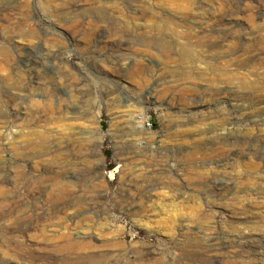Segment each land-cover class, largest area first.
I'll return each mask as SVG.
<instances>
[{"label":"rangeland","instance_id":"1","mask_svg":"<svg viewBox=\"0 0 264 264\" xmlns=\"http://www.w3.org/2000/svg\"><path fill=\"white\" fill-rule=\"evenodd\" d=\"M182 1L0 0V264H264V0Z\"/></svg>","mask_w":264,"mask_h":264},{"label":"bare ground","instance_id":"2","mask_svg":"<svg viewBox=\"0 0 264 264\" xmlns=\"http://www.w3.org/2000/svg\"><path fill=\"white\" fill-rule=\"evenodd\" d=\"M10 1H12V0H10ZM13 1H14V0H13ZM170 1H171V0H170ZM180 1H182V0H180ZM230 1H231V0H230ZM243 1H244V0H243ZM245 1H246V0H245ZM19 2H20V1H19ZM19 2H18V3H19ZM21 2H22V1H21ZM173 2H174V1H173ZM182 2H184V1H182ZM223 2H224V1H223ZM16 3H17V2H16ZM16 3H15V4H16ZM18 3H17V5H18ZM177 3H178V2H177ZM177 3H176V4H177ZM234 3H235V2H234ZM176 4H175V5H176ZM238 4H239V2H238ZM180 5H181V4H180ZM183 5H184V4H183ZM183 5H181V6H183ZM12 6H13V5H12ZM176 6H177V5H176ZM240 6H241V5H240ZM18 7H19V5H18ZM18 7L15 8V9H19ZM141 7L143 8V6H141ZM147 7H148V6H147ZM183 7H184V6H183ZM186 7H187V6H186ZM237 7H238V6H237ZM9 8H10V7H9ZM13 8H14V7H13ZM20 8H21V7H20ZM188 8H189V7H188ZM232 8H233V7H232ZM235 8H236V7H235ZM241 8H242V7H241ZM23 9H24V8H23ZM28 9H29V8H27V10H28ZM140 9H141V8H140ZM144 9H145V8H144ZM154 9H155V8H154ZM179 9H180V8H179ZM186 9H187V8H186ZM12 10H13V9H12ZM24 10H25V9H24ZM24 10H23V11H24ZM29 10H30V9H29ZM171 10H172V9H171ZM10 11H11V10H10ZM17 11H19V10H16V12H17ZM139 11H140V10H139ZM176 11H177V10H176ZM181 11H183V10H181ZM190 11H191V10H190ZM11 12H12V11H11ZM16 12H14V13H16ZM20 12H21V11H20ZM20 12H17V13L20 14ZM24 12H25V11H24ZM24 12H22V13H24ZM158 12H159V11H158ZM183 12H184V11H183ZM136 13H137V12H136ZM140 13H141V12H140ZM146 13H147V12H146ZM187 13H188V12H187ZM256 13H257V12H256ZM19 14H18V15H19ZM29 14H30V13H29ZM108 14H109V13H108ZM112 14H113V13H112ZM10 15L13 16L12 14H10ZM10 15H9V16H10ZM22 15H23V17H25L24 14H20L19 17L16 16V18H17V19H21V16H22ZM98 15H99V14H98ZM106 15H107V14H106ZM110 15H111V14H110ZM143 15H144V14H143ZM157 15H158V14H157ZM27 16H30V17H31V15H27ZM94 16H95V15H94ZM103 16H104V14L102 15V17H103ZM111 16H112V15H111ZM141 16H142V15H141ZM147 16H148V14H147ZM150 16H151V15H150ZM260 16H262V15H260ZM4 17H6V16H4ZM98 17H100V16H97V18H98ZM135 17H137V16H135ZM13 18H15V17L13 16ZM97 18H96V19H97ZM140 18H141V17H140ZM140 18H139V19H140ZM183 18H184V17H183ZM183 18H182V19H183ZM22 19H23V18H22ZM105 19H106V17H105ZM141 19H142V18H141ZM23 20H24V19H23ZM106 20H107V19H106ZM143 20H145V18H144ZM147 20H148V19H147ZM220 20H221V19H220ZM26 21H27V20H26ZM141 21H142V20H141ZM177 21H178V20H177ZM27 22H28V21H27ZM182 22H183V21H182ZM187 22H188V21H187ZM13 23H14V22H13ZM18 23H20V21H19ZM102 23H104V21H103ZM148 23H149V22H148ZM139 24H140V23H139ZM151 24H153V22H152ZM187 24H188V23H187ZM12 25H13V24H12ZM12 25H11V26H12ZM184 25H185V24H184ZM14 26H15V25H14ZM14 26H13V27H14ZM17 26H18V25H17ZM27 26H28V24H27ZM173 26H175V25H173ZM182 26H183V25H182ZM139 27H140V26H139ZM142 27H143V25H142ZM188 27H189V26H188ZM16 28H17V27H16ZM26 28H27V27H26ZM184 28H185V27H184ZM18 29H19V28H18ZM30 31H31V30H30ZM0 50H1V49H0ZM4 53H5V52H4ZM3 55H4V54H3ZM29 56H30V53L27 54V57H29ZM0 60H1V59H0ZM28 61H29V59H28ZM37 61H38V60H37ZM35 62H36V60H35ZM41 63H42V62H41ZM29 70H30V69H29ZM0 75H2V74H0ZM7 75H8V74H7ZM1 77H2V76H1ZM44 108H45V107H44ZM44 108H43V109H44ZM43 109H42V110H43ZM45 110H48V109L46 108ZM40 111H41V110H40ZM47 112H48V111H47ZM37 113H38V112H37ZM15 114H16V113H15ZM18 115H19V114H18ZM43 115H44V114H43ZM43 115H42V116H43ZM43 117H44V116H43ZM39 119H40V117H39ZM0 121H1V120H0ZM43 121H44V120H43ZM1 122H2V121H1ZM10 122H11V121H10ZM40 123H42V122L40 121ZM45 124H47V123H45ZM51 124H52V123H51ZM10 125H12V124H10ZM39 125H40V124H39ZM42 125H44V124H42ZM32 126H33V125H32ZM35 126H36V125H35ZM44 126H45V125H44ZM44 126H43V127H44ZM6 127H7V126H6ZM9 127H10V126H9ZM30 127H31V126H30ZM30 127H29V128H30ZM69 127H70V126H69ZM38 128H39V127H38ZM41 128H42V127H41ZM5 129H6V128H5ZM10 129H11V128H10ZM43 129H45V128H43ZM46 129H47V128H46ZM46 129H45V130H46ZM67 129H68V128H67ZM6 130H7V129H6ZM27 130H28V129H27ZM27 130H26V131H27ZM29 130H30V129H29ZM31 130H32V128H31ZM47 130H48V129H47ZM49 130H50V129H49ZM5 134H6V133H5ZM74 134H75V133H74ZM77 134H78V133H77ZM6 135H7V134H6ZM35 135H36L37 138H38L37 140L42 139V138L45 136V131H43V130H41V129L39 128V130H36ZM46 135H47V134H46ZM32 136H33V135H32ZM77 136H78V135H77ZM25 137H26V136H25ZM28 137H29V136H28ZM69 137H70V135H69ZM79 138H80V137H79ZM2 139H3V138H2ZM67 139H68V138H67ZM23 140H24V139H23ZM53 140H54V139H53ZM64 140H65V139H64ZM96 140H97V139H96ZM26 141H27V140H26ZM45 141H46V140H45ZM4 142H6V141H4ZM36 142H37V141H36ZM57 142H58V141H57ZM63 142H64V141H63ZM29 143H30V142H29ZM47 143H48V142H47ZM61 143H62V141H61ZM7 144H8V141H7ZM9 144H10V143H9ZM13 144H14V143H13ZM35 144H36V143H35ZM64 144H65V143H64ZM56 145H57V144H56ZM71 145H72V144H71ZM76 145H78V144H76ZM25 146H27V145H25ZM39 146H40V145H39ZM47 146H48V145H47ZM60 146H61V145H60ZM1 147H2V146H1ZM65 148H66V147H65ZM80 148H81V147H80ZM71 149H72V148H71ZM28 150H29V149H28ZM72 150H73V149H72ZM16 151H17V149H16ZM26 152H27V151H26ZM69 152H70V151H69ZM71 153H72V152H71ZM76 153H77V152H76ZM78 153H79V152H78ZM80 154H81V152H80ZM76 155H77V154H76ZM24 156H25V155H24ZM39 157H40V156H39ZM76 157H78V156H76ZM33 158H34V157H33ZM35 158H36V157H35ZM78 158H79V157H78ZM21 159H22V158H21ZM30 159H31V158H30ZM77 160H78V159H77ZM74 162H75V161H74ZM40 164H41V163H40ZM75 164H76V163H75ZM49 165H50V164H49ZM53 165H54V164H53ZM53 165H52V166H53ZM38 166H39V165H38ZM38 166H37V167H38ZM44 166H45V165H44ZM0 167H1V166H0ZM41 168H42V166H41ZM41 168H40V170H41ZM56 168H57V167H56ZM45 169H46V168H45ZM57 169L60 170V168H57ZM57 169H56V170H57ZM141 169H142V168L139 166V167L137 168V171H138V170H141ZM53 170H54V169H53ZM135 170H136V169H135ZM45 172H46V171H45ZM45 174H46V173H45ZM57 174H58V173H57ZM55 175H56V174H55ZM60 175H61V174H60ZM66 175H67V174H66ZM33 176H34V175H33ZM41 176H42V175H41ZM47 176H48V175H47ZM49 176H50V173H49ZM52 176H54V175H52ZM61 176H62V175H61ZM69 176H70V175H69ZM3 177H4V176H3ZM5 178H7V177H5ZM29 178L31 179V176H30ZM37 178H38V177H37ZM37 178H36V179H37ZM52 178L54 179V177H52ZM52 178H51V179H52ZM32 179H33V178H32ZM38 179H39V178H38ZM43 179H44V178H43ZM51 179H50V181H51ZM65 180H66V179H65ZM65 180H64V181H65ZM31 181H32V180H31ZM48 181H49V180H48ZM48 181H47V182H48ZM56 182H57L58 185H60V186H64V187H72V186H73V184H71V183H68V182H62V181H60V180H56ZM45 183H46V181H45ZM37 184H38V183H37ZM48 185H50V184H48ZM54 185H55V184H54ZM86 185H87V184H85V186H86ZM44 186H45V185H44ZM75 186H76V185H75ZM83 186H84V185H83ZM85 186H84V188H85ZM88 186H90V185L88 184ZM91 186H92V185H91ZM16 187H17V186H16ZM18 187H19V186H18ZM38 187H39V186H38ZM45 187L47 188V186H45ZM76 187H77V186H76ZM86 187H87V186H86ZM43 188H44V187H43ZM81 188H82V187H81ZM84 188H83V189H84ZM20 189H21V188H20ZM72 189H73V188H72ZM38 190H39V189H38ZM73 190H74V189H73ZM75 190H77V189H75ZM19 191H20V190H19ZM34 191H35V190H34ZM75 192H76V191H75ZM34 193H35V192H34ZM71 193H72V192H71ZM13 199H14V198H13ZM16 201H18V200H16ZM13 202H15V201H13ZM60 202H61V201H60ZM60 202H59V203H60ZM0 203H1V202H0ZM11 203H12V202H11ZM55 203H56V202H55ZM56 204H57V203H56ZM14 205H15V204H14ZM61 205H62V204H61ZM70 205H72V204H70ZM56 206H57V205H56ZM64 206H65V205H64ZM67 206H69V204H67ZM60 207H61V206H60ZM60 207H59V209H60ZM63 226H64V225H63ZM69 235H71V234H69ZM76 237H77V236H76ZM68 238H69V237H68Z\"/></svg>","mask_w":264,"mask_h":264}]
</instances>
